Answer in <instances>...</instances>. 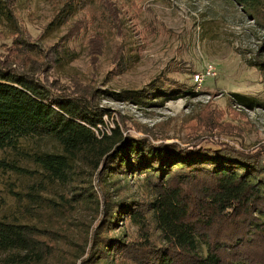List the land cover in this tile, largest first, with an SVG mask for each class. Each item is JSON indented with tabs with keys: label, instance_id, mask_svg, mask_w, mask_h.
I'll return each instance as SVG.
<instances>
[{
	"label": "rangeland",
	"instance_id": "1",
	"mask_svg": "<svg viewBox=\"0 0 264 264\" xmlns=\"http://www.w3.org/2000/svg\"><path fill=\"white\" fill-rule=\"evenodd\" d=\"M76 3V13L48 28L63 6ZM0 63L25 65L52 89L105 110L100 130L123 118L127 130L148 129L155 143L228 137L249 149L264 145V28L230 0H0ZM207 68L213 73L205 74ZM197 73L204 74L200 82ZM166 78L191 90L140 104L117 99L122 97L116 94H132ZM59 150L47 138H21L16 149L0 150V158ZM19 164L28 171H0V219L50 230L49 256L42 264H81L99 228L103 201L115 194L138 201L149 196L137 175L119 176L111 187L104 186L98 170L86 172L70 189L44 179L30 160ZM39 186L45 198L41 208L26 196ZM60 196L70 207L65 201L54 212L48 200L61 202ZM121 231L140 237L128 221ZM108 264L134 263L121 256Z\"/></svg>",
	"mask_w": 264,
	"mask_h": 264
},
{
	"label": "trees",
	"instance_id": "2",
	"mask_svg": "<svg viewBox=\"0 0 264 264\" xmlns=\"http://www.w3.org/2000/svg\"><path fill=\"white\" fill-rule=\"evenodd\" d=\"M230 1L264 28V0ZM63 7L48 28L60 26L80 3L70 10ZM24 67L0 63V150L16 149L21 138L29 137L47 138L60 150L0 158V171H28L19 164L26 159L44 179L64 188L71 189L86 172L98 170L104 186L112 187L119 176L137 175L149 190L143 201L118 194L103 201L99 228L81 264H108L121 256L134 264H264V145L249 149L228 137L188 145L155 143L148 129L133 125L127 130L123 118L100 130L105 110L81 96L52 89ZM148 86L116 94L122 97L117 99L140 104L157 97L175 99L191 90L173 78ZM236 96L253 104V99ZM39 188L30 187L26 196L41 208L45 198ZM60 199L48 200L54 212L65 201L70 207L69 199ZM127 221L137 226L140 237L131 239L121 231ZM49 232L0 219V264H42L49 256Z\"/></svg>",
	"mask_w": 264,
	"mask_h": 264
},
{
	"label": "built area",
	"instance_id": "3",
	"mask_svg": "<svg viewBox=\"0 0 264 264\" xmlns=\"http://www.w3.org/2000/svg\"><path fill=\"white\" fill-rule=\"evenodd\" d=\"M213 73V71H212V69L210 68V69H206V72H205V74H207V75H210V74H212ZM203 76H204V74H201V73H197L196 75H195V79L197 80V81H201L202 80V78H203Z\"/></svg>",
	"mask_w": 264,
	"mask_h": 264
}]
</instances>
